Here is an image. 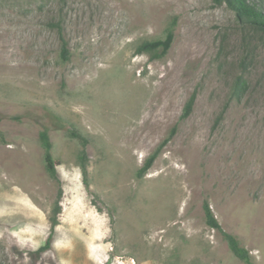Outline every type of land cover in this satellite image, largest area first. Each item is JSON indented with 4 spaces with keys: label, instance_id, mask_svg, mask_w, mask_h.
Returning a JSON list of instances; mask_svg holds the SVG:
<instances>
[{
    "label": "rangeland",
    "instance_id": "374dc122",
    "mask_svg": "<svg viewBox=\"0 0 264 264\" xmlns=\"http://www.w3.org/2000/svg\"><path fill=\"white\" fill-rule=\"evenodd\" d=\"M173 23L164 58L137 53ZM247 41L248 89L230 100L247 46L225 5L0 0V264H245L207 225L206 202L264 264V37ZM71 131L88 140L86 179ZM59 192L53 249L38 254Z\"/></svg>",
    "mask_w": 264,
    "mask_h": 264
},
{
    "label": "trees",
    "instance_id": "16d2710c",
    "mask_svg": "<svg viewBox=\"0 0 264 264\" xmlns=\"http://www.w3.org/2000/svg\"><path fill=\"white\" fill-rule=\"evenodd\" d=\"M216 5L222 6L225 5L230 11L235 14L238 26L240 31L245 34V42L247 49H245V57L240 60L241 73L236 76L231 92H230V100H240L243 94L248 89V83L246 80V73L249 68L248 63V44L249 37L251 36H259L261 38L264 37V6L260 5L257 0H213ZM54 28L57 29L60 39H61V55L64 60L68 59V49L67 42L62 35V22L59 20L56 23L51 24ZM247 37V38H246ZM175 39V23L168 29L164 38L149 40L142 42L138 48V54H149L151 59L158 60L164 58L169 50L172 47V44ZM196 92H194L188 101L186 102L183 112L181 114L180 120L187 119L193 112L194 105L196 102ZM177 132V126L172 127L168 136L161 142V144L157 147V149L146 159L143 167L139 170V177L144 176L148 173V171L152 168L155 161L157 160L161 150L172 140ZM71 137L77 138L80 140L82 144V150L80 152L79 160L82 173L84 178L87 176V163L88 156L86 152V147L88 144V140L82 136L80 133L76 131L70 132ZM40 142L44 149V162L45 168L51 178L58 180L57 173V162L55 161L52 155V142L49 135V131L47 129L40 132ZM61 192L58 194V199L55 202V206L53 209V216L51 217V230L45 240V244L39 248L38 254L44 253L53 249L54 243V233L55 229L59 224L58 216L61 213L62 207L60 204ZM205 212L206 223L209 227L217 230L223 238L227 241L231 251L233 254L243 261L245 264H254L251 258V254L249 251L241 245L240 241L237 237L232 234H229L223 231L219 221L215 217L210 205L206 202L203 206Z\"/></svg>",
    "mask_w": 264,
    "mask_h": 264
}]
</instances>
